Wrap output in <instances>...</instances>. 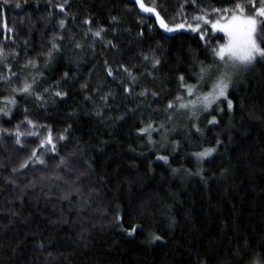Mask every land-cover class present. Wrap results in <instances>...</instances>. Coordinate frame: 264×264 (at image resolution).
Returning a JSON list of instances; mask_svg holds the SVG:
<instances>
[{"label":"trees","instance_id":"trees-1","mask_svg":"<svg viewBox=\"0 0 264 264\" xmlns=\"http://www.w3.org/2000/svg\"><path fill=\"white\" fill-rule=\"evenodd\" d=\"M143 2L166 22L179 23L181 12L191 17L233 0ZM99 27L106 32L96 38L89 28ZM53 35L63 37L61 51L45 67ZM210 37L226 42L217 33L205 41ZM13 40L20 55L9 57L12 71L29 80L36 75L46 103L17 95L11 118L0 116V128L20 124L23 130L27 118L40 134L24 137L21 147L0 133V264H249L264 253V63L235 78L231 111L222 101V112L200 115L201 133L187 115L176 114L175 130L164 139L153 133L150 144L139 130L150 122L167 124L166 102L182 91L179 77L195 83L189 79L195 62L210 57L199 33H164L134 0H8L7 6L0 0V45L11 51ZM153 54L160 60L155 68ZM25 58H35L41 74L24 68ZM122 68L137 77L135 84ZM143 89L147 96L138 95ZM56 90L67 95L51 96ZM109 92L105 107L100 97ZM9 94L0 87V102ZM212 115L218 124L208 123ZM49 129L55 153L40 146ZM205 148L216 152L198 161L193 153ZM33 150L46 164L13 173ZM157 156H167V163ZM61 157L70 170L58 167ZM77 178L79 194L77 185L65 183ZM31 181L35 185L26 188ZM153 234L161 239L153 241Z\"/></svg>","mask_w":264,"mask_h":264},{"label":"snow or ice","instance_id":"snow-or-ice-1","mask_svg":"<svg viewBox=\"0 0 264 264\" xmlns=\"http://www.w3.org/2000/svg\"><path fill=\"white\" fill-rule=\"evenodd\" d=\"M136 4L139 5L140 10L143 13H148L154 15L156 21H158L159 29H162L164 33H176L182 29H186L190 32H195L200 34V39L205 41V37L209 33H223L227 37V42L223 44H216L212 41L210 37L209 40L205 41L206 54L210 52V57L207 62L197 60L194 64L195 71L189 76V79H194L195 83H187L185 77L181 75L179 81L181 82L182 91L175 94L170 100L166 102L165 113L167 116V124L161 122L156 124L155 122H150L146 124L139 130L140 135H146L147 140L150 144L155 143L153 140V133H158L161 139H164L170 131L175 130V121L173 117L176 114L187 115L189 119L192 120L193 127L197 133H201V129L197 126L196 121L199 119L200 115L203 113L211 114L214 110L223 111L221 107V102L225 101L227 103V108L229 111L233 109V102L228 98L229 89L233 87L235 78L239 75L241 71H247L253 68L258 62L264 63V0H259V6H257L255 0H233L230 7H210V8H200L198 14H194L188 17L187 14L181 12L180 15L183 17L181 22L174 23L172 21L166 22L164 18L161 17L160 12H158L155 6H146L143 0H134ZM195 6L196 0H192ZM5 6L8 5V0H3ZM19 7V5H17ZM64 11L63 7L60 9ZM113 21L116 20L115 17L112 18ZM59 27L63 29L65 26V20H59ZM86 24H91L90 19L85 20ZM4 28L7 31H14V29H8L7 23L5 21ZM92 35L96 38H101V34L106 32V29L99 27L97 30L93 31ZM142 35V33H141ZM63 37H57L53 35L51 40V47L48 51L43 54L45 55L44 64L47 67L54 58V53H59L61 51V45L57 42L62 40ZM27 44V41L24 42ZM111 44V41H108ZM13 48L11 51L7 50L5 46L0 45V87L5 91L9 88L11 89V94L6 95L3 99L2 105L0 106V116L11 118L12 109L16 106V96H34L36 100L46 103L44 97L40 95V89L44 87L43 83L37 81V76H29L24 73H16L12 71V64L9 61V57H19L20 53L15 50V40L12 41ZM115 47V45H112ZM79 48L81 45L76 44ZM144 61H149L150 57L148 55L141 54ZM152 67L155 68L160 64L159 58L155 54L151 57ZM24 68H31L37 74H41L40 64L35 58H25L23 63ZM122 71L127 74L130 78V83L135 84L137 77L129 71L128 68H122ZM107 74L115 79L111 68L107 69ZM68 77V73H64V78ZM22 83L21 87H16L15 85ZM81 87H86V85H81ZM47 91V89H44ZM124 91L128 94H134V90L129 87H125ZM67 95V92L63 90H56L51 93V96L63 98ZM138 95L147 96V89L141 90ZM153 98L156 97L157 93L152 92ZM112 93H106L101 96L100 99L103 101L104 106L108 104L109 97ZM85 99L90 100L91 98L86 96ZM215 106V109H214ZM96 115L101 116V109H96ZM23 123V122H22ZM27 128L21 129L20 124H17L14 130L10 131L8 129L0 128V133H6L15 137V143L24 147L27 142L24 137H32L40 135L38 131H35L37 124L32 120L26 118ZM209 124H218L219 121L214 115L208 121ZM43 127V125H41ZM67 131V130H65ZM65 135L61 134L58 140H64ZM178 143V142H177ZM221 141L217 140V147ZM40 146L46 148L47 152L55 153L56 143L53 142V137L51 130L49 129L47 135L40 140ZM47 146V147H46ZM216 152V148H205L203 151L195 152L193 155L198 161H203L213 153ZM157 159L167 163V156H157ZM33 167L36 164L45 165L46 161L44 159V154L41 153L37 155V150H33L29 157L23 160L17 168H13L12 172H22L23 169L29 167V164ZM69 162L66 158L61 157L59 160V166H65L68 168ZM70 170V168H68ZM173 171H176L175 169ZM202 176L201 172L197 173ZM57 179L62 178L59 174L56 176ZM45 179V177H41ZM77 179L68 181L65 183L70 185H77ZM15 184V180L10 181ZM35 181H31L26 188L33 187ZM74 192L79 194L80 187L74 189ZM65 199H69V195H65ZM83 203H87L84 201ZM135 232L133 228L128 234L132 235ZM159 235H152V240H160ZM41 247H43L41 245ZM249 264H264V253L254 256Z\"/></svg>","mask_w":264,"mask_h":264},{"label":"rangeland","instance_id":"rangeland-1","mask_svg":"<svg viewBox=\"0 0 264 264\" xmlns=\"http://www.w3.org/2000/svg\"><path fill=\"white\" fill-rule=\"evenodd\" d=\"M139 6V5H138ZM217 34H221V35H223L224 36V34L223 33H217ZM225 37V39H226V42H227V37L226 36H224ZM225 42V43H226Z\"/></svg>","mask_w":264,"mask_h":264}]
</instances>
